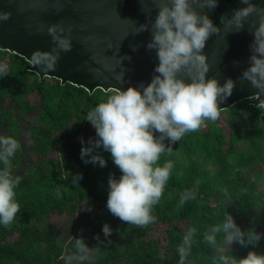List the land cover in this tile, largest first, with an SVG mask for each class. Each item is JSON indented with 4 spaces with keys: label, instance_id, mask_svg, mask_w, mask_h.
I'll list each match as a JSON object with an SVG mask.
<instances>
[{
    "label": "trees",
    "instance_id": "obj_1",
    "mask_svg": "<svg viewBox=\"0 0 264 264\" xmlns=\"http://www.w3.org/2000/svg\"><path fill=\"white\" fill-rule=\"evenodd\" d=\"M0 63L8 65L7 76L0 78V137H13L21 146L12 158L13 175L21 178L15 189L20 212L10 227L0 225V264H67L77 238L91 249L82 264H178L176 249L192 227L197 234L185 264H214L219 255L240 259L249 251L264 255V240L255 248L238 243L229 248L220 233L214 248L203 239L210 227L224 222L227 213L242 231L247 229L235 215L264 225L261 107L240 101L220 111L216 121H205L171 144V153L162 154L157 164L162 167L170 161L173 168L152 209L156 222L137 227L120 221L106 207L109 176H121L110 153L93 149L92 155H100L105 167L85 164L80 157L81 148L91 147L97 139L87 113L111 93L95 89L88 94L52 78L39 81L24 70L23 59L6 52L0 51ZM30 95L38 98L32 105ZM23 119L32 154L38 158L31 164L22 163L27 152L19 136ZM193 189L196 199L178 206L180 195ZM105 224L112 231L107 239L102 232Z\"/></svg>",
    "mask_w": 264,
    "mask_h": 264
},
{
    "label": "clouds",
    "instance_id": "obj_2",
    "mask_svg": "<svg viewBox=\"0 0 264 264\" xmlns=\"http://www.w3.org/2000/svg\"><path fill=\"white\" fill-rule=\"evenodd\" d=\"M158 9L151 23L152 40L147 44L149 50L155 49L158 66L151 82L145 86L128 87L127 90L109 88L111 93L105 102L99 103L87 113L86 120L91 123L97 139L91 147H82L81 160L87 164L106 166L100 155H92L93 149L102 148L110 153L114 165L121 172L119 179L112 175L108 179V211L127 225L146 227L156 222L152 209L156 205L170 177L173 164L168 161L157 166L162 154L171 153V144L178 142L186 133L197 131L205 121H216L220 116L219 104L232 95L236 81L227 79L221 86L217 79H205L209 72L207 57L201 52L210 35L220 33L205 14H198L193 5L203 10L217 7V0H152ZM247 5L235 10L230 19L221 17L225 28H235L239 32L244 21L251 15L259 17L254 30L250 66L245 69L240 80L247 81L257 89L251 99L259 100L257 107H264V9L251 0H241ZM11 17L10 12L0 11V22ZM149 30L148 24L139 25L137 32ZM41 26L37 32H42ZM72 26L64 27L58 22L47 27L54 47L50 51L36 50L28 63L40 72L56 71L62 52L72 50ZM34 34V33H30ZM135 50V49H134ZM8 65L0 63V78L7 76ZM187 77L191 83H185ZM117 82L124 81L123 71L114 77ZM159 133V136H154ZM169 141L168 146L164 144ZM20 143L13 137H0V225L8 228L20 212L16 202L15 189L21 178L13 175L12 158L20 149ZM85 157H89L85 159ZM77 179L81 178L79 176ZM76 179V180H77ZM226 191V190H225ZM196 190H185L180 195L179 205L196 199ZM85 210L90 211L87 204ZM104 237L111 236L110 227L102 228ZM223 233V243L229 248L233 243L241 247L251 245L255 248L261 235L252 230L242 231L230 214L225 215L221 224L214 225L203 235L204 242L217 247V235ZM197 229L192 227L184 234L182 243L176 251L178 264H185L195 243ZM99 241V237H95ZM75 240V252L66 257L67 264H82L91 251L82 238ZM111 244V240H107ZM214 264H264V255L249 251L244 258L233 255H219Z\"/></svg>",
    "mask_w": 264,
    "mask_h": 264
},
{
    "label": "water",
    "instance_id": "obj_3",
    "mask_svg": "<svg viewBox=\"0 0 264 264\" xmlns=\"http://www.w3.org/2000/svg\"><path fill=\"white\" fill-rule=\"evenodd\" d=\"M251 2L264 9V0ZM246 6L241 0H217L214 9L201 10L193 5L198 14L207 15L220 29L218 35H210L201 52L210 69L205 79L215 78L221 86L229 78L236 81L232 95L218 105L220 111L240 101L252 107L259 104V100L251 99L258 90L240 80L242 72L250 66L249 46L254 39L250 26L258 25L259 17L249 16L239 32L221 23V17L230 19L235 10ZM0 11L11 13L9 20L0 22V51L23 59L27 64L24 70L39 81L52 78L60 85L67 83L91 94L95 89L107 92L113 87L123 91L141 83L147 86L153 75H158L154 72L159 63L156 50L147 48L152 40L151 23L158 12L152 0H0ZM58 22L64 27L72 26V50L62 52L56 71L45 75L32 67L27 58L36 50L50 51L55 46L47 27ZM141 24H148L149 30L136 33ZM41 26L43 31L37 32ZM122 71L124 81L117 82L114 77ZM181 78L191 83L187 77ZM261 109L260 123L264 122V107ZM235 219L264 240V225L250 224L238 215Z\"/></svg>",
    "mask_w": 264,
    "mask_h": 264
},
{
    "label": "rangeland",
    "instance_id": "obj_4",
    "mask_svg": "<svg viewBox=\"0 0 264 264\" xmlns=\"http://www.w3.org/2000/svg\"><path fill=\"white\" fill-rule=\"evenodd\" d=\"M37 96L36 95H30L28 97V102L29 105L34 104L37 101ZM223 117V116H222ZM222 117H221V121H222ZM22 121V120H21ZM26 119H23V122L20 124L22 126V131L19 133V136L22 140V149L26 152L25 157L23 159V164H31V162L36 161L38 158H36L31 151L32 148V142H31V138H30V133L28 130V126H26Z\"/></svg>",
    "mask_w": 264,
    "mask_h": 264
}]
</instances>
